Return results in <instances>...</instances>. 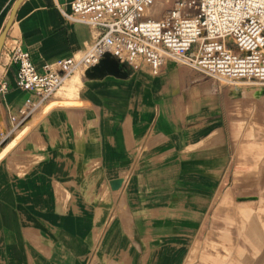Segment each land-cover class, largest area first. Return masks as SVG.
<instances>
[{"label": "crops", "instance_id": "obj_1", "mask_svg": "<svg viewBox=\"0 0 264 264\" xmlns=\"http://www.w3.org/2000/svg\"><path fill=\"white\" fill-rule=\"evenodd\" d=\"M71 1L23 0L0 52V82L8 86L0 94V264H146L151 221L180 219L174 209L182 203L206 207L214 185L222 183L232 99L213 95L205 75L172 61L158 75L147 67H121L123 77L107 69L104 76L81 72L80 81L65 82L44 104L53 102L51 108L41 106L12 131L11 117L28 96L16 85L12 46L21 43L44 71L100 35L66 19ZM14 2L0 0V35ZM112 75L122 84L136 78L133 99H99L100 89L89 85L96 80H86L102 77L98 83L110 85ZM140 149L162 154L158 161L134 162ZM117 178L122 185L112 189ZM246 235L256 241L255 227ZM113 246L128 247V255L101 252ZM259 259L264 264V255Z\"/></svg>", "mask_w": 264, "mask_h": 264}, {"label": "built area", "instance_id": "obj_2", "mask_svg": "<svg viewBox=\"0 0 264 264\" xmlns=\"http://www.w3.org/2000/svg\"><path fill=\"white\" fill-rule=\"evenodd\" d=\"M169 4L159 17L151 9ZM66 19L100 30L79 55L59 57L39 71L21 43L10 52L16 85L28 96L11 117L14 131L76 72L110 62L158 75L167 61L225 83L264 86V0H72ZM0 82V94L6 93ZM9 131L11 133L12 131Z\"/></svg>", "mask_w": 264, "mask_h": 264}, {"label": "rangeland", "instance_id": "obj_3", "mask_svg": "<svg viewBox=\"0 0 264 264\" xmlns=\"http://www.w3.org/2000/svg\"><path fill=\"white\" fill-rule=\"evenodd\" d=\"M168 8L169 4L157 3L151 12L159 17ZM112 76L110 85L99 84L102 77L86 80H96L89 85L100 89L99 99H111L118 95L133 99L136 78L129 76L128 81L122 84L115 83L118 77ZM82 77L84 75L80 71L76 72L66 80L65 86L80 81ZM204 77L214 84L213 95L222 94L226 99H232L228 103L232 119L228 133L229 167L222 183L219 179L214 185L206 207L198 205L194 209L182 203L174 209L180 219L158 218L159 221H151L146 264H260L259 258L264 255V86L254 83L231 84L207 75ZM107 88H111V92ZM53 105V102H49L40 110ZM20 130L25 131V128ZM22 133L19 131L18 135ZM144 147L148 148L149 145ZM161 154L140 149L134 153L133 160L151 158L158 161ZM130 171V168L124 171L123 176H128ZM243 208L246 212L240 213ZM149 209L166 214L169 208ZM156 224L159 225L156 227ZM252 226L257 232L256 241L249 240L246 235ZM101 252L124 259L129 248L102 247Z\"/></svg>", "mask_w": 264, "mask_h": 264}, {"label": "water", "instance_id": "obj_4", "mask_svg": "<svg viewBox=\"0 0 264 264\" xmlns=\"http://www.w3.org/2000/svg\"><path fill=\"white\" fill-rule=\"evenodd\" d=\"M22 1L23 0H15L14 4L12 6V10H11V13H10V17H9L7 23H6L5 28L3 29V31H2V33L0 35V52H1V49H2V45L4 43V40H5L7 31L9 29L10 25L12 24V21H13V18H14L15 12H16V9H17L18 5ZM121 67L122 66L116 64L113 61L110 62V63H108L107 65H105V61H103L102 62V66L97 67L92 72H87L86 74L88 76H91V77H95L97 75L104 76L106 74V69H107L108 71L113 72L114 74L119 75L120 77L126 76L127 75V72L124 71V70H122ZM96 73H98V74L96 75ZM122 182H123L122 178H117V179L112 180L110 182L112 189H119L120 186L122 185Z\"/></svg>", "mask_w": 264, "mask_h": 264}]
</instances>
